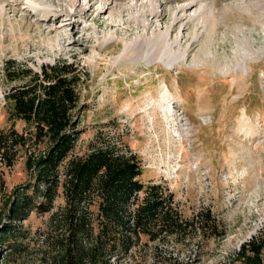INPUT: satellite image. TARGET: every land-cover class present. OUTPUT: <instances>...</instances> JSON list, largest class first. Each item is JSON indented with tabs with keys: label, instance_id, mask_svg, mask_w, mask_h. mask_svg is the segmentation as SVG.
Here are the masks:
<instances>
[{
	"label": "rangeland",
	"instance_id": "1",
	"mask_svg": "<svg viewBox=\"0 0 264 264\" xmlns=\"http://www.w3.org/2000/svg\"><path fill=\"white\" fill-rule=\"evenodd\" d=\"M173 1L155 0L166 3V30L175 16ZM257 2L204 0L208 16L218 23L214 33L198 32L202 24L196 22L188 31L190 40L169 54L179 57L175 65L124 69L116 65L118 54L133 40L108 27L113 21L102 27L93 16L86 24L95 29L88 33L95 37L88 43L91 49L75 46L74 53L64 47L62 35L50 34L47 24L24 12V5L0 0V129L9 126L5 93L12 83L4 76L5 61L39 72L42 65L66 60L87 72L80 87L77 151L99 129L111 140L124 134L140 157L142 182L166 185L184 215L209 208L220 220V237L206 232L179 243L148 242L120 264H238L235 251L264 224V14L249 7ZM197 32L203 38L192 45ZM176 34L180 39L181 29ZM174 41L167 44L172 47ZM24 125L15 122L18 131ZM24 162L22 152L10 167L0 161V207L28 181ZM62 203L60 196L55 205ZM47 218L32 213L23 225L35 234ZM29 243L22 256L1 252V264H47L36 241Z\"/></svg>",
	"mask_w": 264,
	"mask_h": 264
},
{
	"label": "trees",
	"instance_id": "2",
	"mask_svg": "<svg viewBox=\"0 0 264 264\" xmlns=\"http://www.w3.org/2000/svg\"><path fill=\"white\" fill-rule=\"evenodd\" d=\"M3 71L12 84L5 93L9 126L0 129V161L10 167L22 152L29 179L0 207V253L25 255L35 240L47 264H120L148 242L223 234L209 208L184 215L166 185L140 180V157L124 134L111 140L99 129L77 151L86 71L66 60L39 72L7 60ZM60 196L63 203L55 205ZM32 213L48 214L35 234L23 225ZM234 260L264 264V224L240 244Z\"/></svg>",
	"mask_w": 264,
	"mask_h": 264
},
{
	"label": "bare ground",
	"instance_id": "3",
	"mask_svg": "<svg viewBox=\"0 0 264 264\" xmlns=\"http://www.w3.org/2000/svg\"><path fill=\"white\" fill-rule=\"evenodd\" d=\"M14 1L18 8L24 5L25 9L23 7V11L31 17L38 19L40 24H47L50 28V34L62 35L64 47L74 53H77L74 50L75 46L83 48L82 52H88L91 49L88 47V43H92L95 37L93 34L88 35V33L95 32V29L86 24L93 16H96V24L99 22L102 27L106 22L110 23V21H113L108 27L117 32L123 31L124 33H128L130 39L132 38L133 40L127 43L125 48L118 54L116 65L124 69L138 67L140 64L151 67L166 62L173 66L175 65L174 60L179 61V57L176 58L175 56V58H172L169 54H171V51L176 46L187 43L190 40L188 31L193 24L197 22L199 25L201 23L202 25L198 29V32L203 28V34L207 32V36L211 35L212 32L214 33L215 27L218 24L215 17L211 18L208 16L209 9L202 5L204 0H174L173 5L175 4L176 6H173L171 10L175 12V16L169 30H166L167 27H164V22L168 16L164 9L166 3L157 5L155 0ZM102 4L104 6L100 8L99 6ZM177 4L179 5L177 6ZM40 5L44 7L39 8L38 6ZM249 7L252 9L249 10L253 11L254 14H264V0H258L257 3L251 4ZM191 12L194 13L192 17H190ZM180 29V39L175 40L176 36L174 35ZM200 38H203V36L200 35L195 39V42H191L192 45ZM169 40L176 41H174L172 47L167 44ZM108 46L109 44H107ZM96 47L102 48L97 45Z\"/></svg>",
	"mask_w": 264,
	"mask_h": 264
}]
</instances>
